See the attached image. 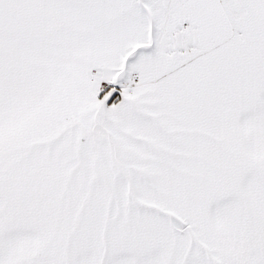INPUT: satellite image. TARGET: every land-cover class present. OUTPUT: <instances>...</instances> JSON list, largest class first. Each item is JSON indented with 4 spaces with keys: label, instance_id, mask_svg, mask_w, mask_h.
<instances>
[{
    "label": "snow or ice",
    "instance_id": "1",
    "mask_svg": "<svg viewBox=\"0 0 264 264\" xmlns=\"http://www.w3.org/2000/svg\"><path fill=\"white\" fill-rule=\"evenodd\" d=\"M0 264H264V0H0Z\"/></svg>",
    "mask_w": 264,
    "mask_h": 264
}]
</instances>
